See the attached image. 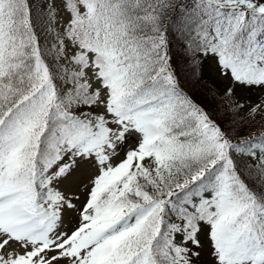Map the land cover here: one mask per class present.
Masks as SVG:
<instances>
[{
    "label": "rangeland",
    "instance_id": "374dc122",
    "mask_svg": "<svg viewBox=\"0 0 264 264\" xmlns=\"http://www.w3.org/2000/svg\"><path fill=\"white\" fill-rule=\"evenodd\" d=\"M201 1L211 6L214 16L205 37L220 53L206 56L203 74L221 89L234 92L244 110H264V0ZM182 2L71 0V9L64 0H0V64L21 30L22 44L30 46V36L46 32L63 46L58 64L49 71H34L37 91L0 127V264H95L111 232L129 229L134 220L97 233L93 211L87 206L89 191L130 158L135 160L151 139L150 120L170 112L176 103L177 96L170 91L147 93L142 87L168 85L164 71L170 62L161 50L166 40L163 31L171 19L170 10ZM27 5L31 12H23ZM240 27L244 30L233 42L232 35ZM236 53L242 58L234 63ZM124 87L135 104L139 97L149 103L140 111L122 113L118 104ZM198 131L191 144L174 151L185 158V172L188 159L189 177L194 178L221 161L224 147L212 125L201 123ZM43 133L48 137L45 149L54 152L41 181L40 214L34 216L22 211L19 201L1 186L15 162L11 158L17 147L23 145L21 159H26V149ZM237 151L252 163L264 160V144H246ZM144 163L152 166L150 160ZM17 190L18 198L28 196L25 188ZM215 196L210 218L199 223L195 234L188 228L172 232L178 246L172 252L181 258L174 263L264 264V210L255 214L260 243L252 242L241 251L228 248L227 243L218 248L214 236L222 207L216 205ZM199 201L198 196L188 209L194 211ZM145 260L138 254L134 264Z\"/></svg>",
    "mask_w": 264,
    "mask_h": 264
},
{
    "label": "trees",
    "instance_id": "16d2710c",
    "mask_svg": "<svg viewBox=\"0 0 264 264\" xmlns=\"http://www.w3.org/2000/svg\"><path fill=\"white\" fill-rule=\"evenodd\" d=\"M64 1L71 3V0ZM214 1L242 4L248 0ZM170 11L171 19L163 31L166 40L161 46L170 62L169 70L164 71L168 85L161 88L145 85L142 91H170L178 102L176 100L170 112L151 119L154 137L143 155L137 163L112 175L93 197L90 208L97 229L116 225L150 202L158 201L161 205L158 210L147 212L129 233L111 237L105 244L102 264H134L138 254L146 256L144 264H169L170 261L177 264L174 261L181 258L172 252L178 249L172 232L188 228L195 234L199 223L210 218L214 193L216 205L222 207L215 228L216 247L227 243L228 248L241 251L252 242H261L255 214L258 209L264 210V160L252 163L249 156L247 160L237 149L249 143L264 142V110H244L234 92L221 89L215 80L203 74L206 56L217 52L210 45V37H205L214 18L211 6L201 0H183ZM243 30L240 27L234 32L233 42ZM126 34H134V31ZM23 35L22 30L16 34L14 46L4 53V62L0 64V125L11 110L38 87L34 71L39 68L49 71L50 66L58 64L63 53V46L49 33L30 37V46L22 44ZM241 58L242 54L236 53L232 61L237 63ZM148 103L142 97L137 104L131 101L127 87L119 94L118 107L125 112ZM204 122L215 127L222 137L223 155L219 163L205 169L197 178L189 177L188 159L185 172V158L174 151L191 144L199 134V125ZM42 138L27 151L26 159H21L19 153L15 155L4 182L5 191L12 194L11 199L19 201L17 206L26 214L34 212V216L40 214V183L51 160L43 147L46 138ZM145 159L150 160L152 166L146 165ZM19 186L28 190L26 198H22L23 195L18 198ZM198 196L200 201L194 211L189 210L191 201Z\"/></svg>",
    "mask_w": 264,
    "mask_h": 264
}]
</instances>
